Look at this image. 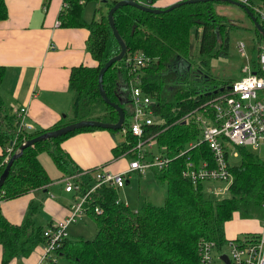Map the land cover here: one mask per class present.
Listing matches in <instances>:
<instances>
[{
    "label": "trees",
    "instance_id": "1",
    "mask_svg": "<svg viewBox=\"0 0 264 264\" xmlns=\"http://www.w3.org/2000/svg\"><path fill=\"white\" fill-rule=\"evenodd\" d=\"M103 1L107 10L115 0ZM212 1L184 2L158 13L129 4L113 10V24L126 49L141 50L151 59L142 69L140 86L152 97L154 119L147 130L156 131V149L170 157L164 166L152 167L156 178L165 183L164 200L162 204L155 205L142 199L133 209L117 198L116 187L97 185L89 194L85 211L95 222L93 236L70 238L65 235L58 247L46 257L45 264H56L60 256L76 264H197V241L200 238L213 240L215 248L225 244L222 225L233 210L242 217H264V207L261 205L264 199V157H259L242 145H233L236 155H231L224 143L223 152L231 174L227 186L229 194L211 199L201 190L202 182L208 179L192 183L181 175L187 155L193 164L201 159L210 163L211 152L207 145L200 142L188 148L184 154L174 156L177 149L186 146L187 141L197 138L198 123L196 125L192 117L183 116L199 107L205 98L218 92L219 87L224 89L230 82L210 83L209 58L224 53L223 43L230 28L225 16L214 10ZM247 1L244 4L252 12V3H264V0ZM64 2L66 5L58 14L59 24L88 27L85 46L97 63L94 66L78 64L70 68V116L50 127L17 130V117L0 96V172L6 161H3V156L8 145L11 146L10 156L23 140L71 121L91 118L114 122L117 119L116 110L100 97L96 80L99 66L119 49L106 13L100 11L97 18L85 23L82 18L84 3L78 0ZM255 16L264 28V22ZM5 17V5L0 0V19ZM253 30L259 42L260 33L254 26ZM190 33L196 39L194 51H190ZM3 69V65H0V81ZM197 71L201 73L199 78L194 75ZM120 75L125 76L122 60H117L104 70L101 81L106 96L121 105L125 123L127 109L122 103L127 101V96L119 95L121 90L116 87ZM94 128L101 127L82 126L23 147L12 160L0 185V199L30 189H47L51 179L37 158L41 151L48 153L63 175L78 173L80 169L61 148L60 142L77 131ZM107 129L111 132L121 130L120 127ZM125 135L117 148L113 147L114 151L117 149L121 152L133 142L128 131ZM229 153L236 156V160H229ZM145 154L150 158V154ZM86 178L76 177L77 181L80 180L81 190L93 182L91 173L88 172ZM35 206V201H29L27 213L20 223L9 221L0 210V264H6L13 256L26 255L37 243H45L43 230L52 228L54 221L45 227L35 224L30 218V211ZM94 206H98L100 211L94 212Z\"/></svg>",
    "mask_w": 264,
    "mask_h": 264
},
{
    "label": "crops",
    "instance_id": "2",
    "mask_svg": "<svg viewBox=\"0 0 264 264\" xmlns=\"http://www.w3.org/2000/svg\"><path fill=\"white\" fill-rule=\"evenodd\" d=\"M83 1L78 0L79 3ZM175 1L178 0H153L151 3L157 7H165ZM62 2L63 0H3L6 17L0 19V65L4 67L0 81V96L7 106L11 104L26 106V120L32 125V129L28 131L44 129L67 119L70 116L71 100V93L68 90L70 68L78 64L94 66L97 63L85 46L89 33L88 27L59 24L58 14L62 8ZM82 18L85 23H88L92 17H84L82 9ZM118 93L121 95L120 91ZM196 112L194 109L183 117H192L196 125L198 123V138L200 124L197 121V115L201 113L198 112L194 115L195 117L191 116ZM121 133L119 138L115 132L107 128H94L77 131L62 139L61 148L80 169L78 173H75L77 176L74 179L76 180V177L87 179L86 174L95 168H103L111 172L125 170L131 158L130 153L125 152L127 148L121 152L117 149L113 150V147L117 148L118 144L125 139V133L122 131ZM196 139L187 141L186 146L181 149L188 148L189 143ZM155 152L160 151L156 149L154 138L151 145L145 146L142 152L143 159H148L145 153ZM201 161L202 159L196 163L199 164ZM153 169L149 166L133 171L139 173L149 171L156 178ZM58 172L54 178L50 177L51 181L47 189H30L19 195L0 199V210L5 218L13 223H20L27 213L29 201L33 200L36 206L31 210L32 212L30 211V218L35 224L45 227L49 225V222L66 217L77 193L64 190L62 177L65 174L63 175L59 169ZM130 172L132 171L124 173L123 184L128 181ZM227 186L228 184L223 185L213 189L212 192L218 194L227 189ZM116 201H118L117 198ZM222 227L226 240L246 235L262 234L264 236V217L257 215L242 217L233 210L230 217L223 221ZM40 243L41 245L35 244L26 255L13 256L6 264H35L41 255L42 242Z\"/></svg>",
    "mask_w": 264,
    "mask_h": 264
},
{
    "label": "built area",
    "instance_id": "3",
    "mask_svg": "<svg viewBox=\"0 0 264 264\" xmlns=\"http://www.w3.org/2000/svg\"><path fill=\"white\" fill-rule=\"evenodd\" d=\"M80 1V0H79ZM248 3L247 0H239ZM66 3L62 2V7ZM253 12L264 22V3L251 4ZM238 49L244 54L243 44L238 43ZM125 76H119L117 87L121 95L127 96L126 121L120 127L123 133L131 135L133 142L125 152L130 153L131 158L123 171L111 172L103 168L90 170L93 178L92 184L81 190L79 181L72 173L64 175V190L77 193L75 200L66 217L55 220L52 228L43 230L45 243L42 245L41 255L35 264H45L44 261L50 253L56 249L60 241L66 235V227L75 221L78 215L85 211L89 200V194L99 184L113 187L121 186L124 173L133 170H142L146 167H162L170 157L164 153L155 152L150 158L143 159L142 152L145 146L154 142L156 131L147 130L153 122V111L151 107L152 97L148 92L141 89L140 75L143 67L150 61V57L141 50H127L120 59ZM241 77L229 82L224 89L211 95L206 102H202L195 108L197 121L200 124V135L189 143L188 148L204 142L211 152L210 163L202 159L199 164H193L186 156V162L181 169V175L188 178L192 183L204 179H221L230 181L231 174L228 170L223 145L229 142L232 145L249 146L251 149L261 153L264 157V39L258 42L257 57L251 65L248 60L242 65ZM11 110L17 117V130H30L32 125L26 120L27 108L24 105H10ZM195 117V116H194ZM186 149H180L175 155L184 154ZM11 146L5 147L3 161L7 160ZM231 155H236L232 150ZM264 207V199L261 203ZM94 212H99L98 206L93 207ZM229 252L226 253L229 264H264V236L262 234L246 235L226 240ZM215 247L214 241L200 238L196 244L197 264H227L219 253L212 252ZM218 261V263L216 262Z\"/></svg>",
    "mask_w": 264,
    "mask_h": 264
},
{
    "label": "rangeland",
    "instance_id": "4",
    "mask_svg": "<svg viewBox=\"0 0 264 264\" xmlns=\"http://www.w3.org/2000/svg\"><path fill=\"white\" fill-rule=\"evenodd\" d=\"M214 10L217 13H221L225 16V21L230 25L228 29L226 39H224L223 49L224 53L211 56L208 61V72L210 75V83L218 84L220 82H228L241 77L242 65L246 60L252 65L257 57L258 38L255 36L253 30V23L241 7L225 2V1H212ZM83 15L86 18H97L100 11L106 13V5L103 0H87L83 5ZM193 27L191 28V32ZM192 44L190 51L195 50L196 39L193 34H189L188 38ZM243 44L244 54H241L238 49V43ZM118 83V80H116ZM118 85L116 84V87ZM210 97V96H209ZM205 98L204 102L210 98ZM203 102V103H204ZM122 106L127 108L128 102L122 103ZM197 112L192 114L194 117ZM115 134L121 138V131L118 130ZM229 151L234 149L233 145L229 142H225ZM248 150L256 153L262 158L261 153L246 146ZM177 149L176 151H178ZM38 158L45 169L49 177L54 178L59 172L54 166L48 153L41 151L38 154ZM229 160H236V156L228 155ZM132 171L127 177L128 181L120 187H116L117 198L120 199L125 205L130 208L137 206L138 202L142 199H146L152 204L160 205L165 196V183L158 178L153 177L149 171ZM226 180H205L202 182V192L205 196L211 199H219L229 194L227 189L220 191L218 194L212 192L213 189L220 188L223 185H227ZM41 194V192L39 191ZM34 201V200H33ZM81 215V214H80ZM78 215L75 222H72L66 227L67 236L75 238L81 236L83 238H90L95 232L94 219L88 213L84 212L83 215ZM41 245V243H37ZM229 252L227 244H223L220 248H213L212 252ZM59 261L56 264H76L73 260H69L64 257H58ZM218 263V261H216Z\"/></svg>",
    "mask_w": 264,
    "mask_h": 264
},
{
    "label": "water",
    "instance_id": "5",
    "mask_svg": "<svg viewBox=\"0 0 264 264\" xmlns=\"http://www.w3.org/2000/svg\"><path fill=\"white\" fill-rule=\"evenodd\" d=\"M194 1H205V0H178L175 1L173 3H170L169 5H166L165 7H157L152 5L151 0H115L112 5H110L107 10H106V18L108 21V24L111 28L112 31V35L115 38L117 44H118V51L117 53L111 55L110 57H108L98 68L97 71V88H98V93L100 95V97L103 99L104 102H106L107 104L111 105L117 112V119L114 122H108V121H103V120H97V119H91V118H81V119H77L75 121H71L69 123L60 125L58 127H55L53 129H48L45 130L37 135H34L30 138H27L25 140H23L17 147L16 151L12 152L11 155L7 158V160L5 161V164L0 172V185L4 179V177L7 174L8 168L12 162V160L18 156L22 150L23 147H25L26 145L31 144L34 141H37L39 139H43V138H47V137H55L57 135H61L64 134L67 131L73 130L75 128H79L82 126H97V127H101V128H119L123 122L124 119V112L122 110V107L119 103L110 100L105 92L104 89L102 87V74L104 72V70L114 61L120 60L125 52V43L123 41V39L121 38V36L119 35V33L117 32L116 28L114 27L113 24V19H112V12L115 8H117L120 5H124V4H129V5H133L135 7H138L140 9L146 10V11H150V12H154V13H158V12H162V11H167L172 7H175L181 3L184 2H194ZM219 1H226L232 4H235L239 7H241V9L247 14V16L251 19L254 27L256 28V30L260 33L261 37L264 38V28L263 26L260 24V22L256 19V16L254 15V13L242 2H240L239 0H219ZM188 63L186 64V67H188ZM228 86V85H226ZM220 89H222V87H219ZM215 91V90H213ZM123 102V101H122ZM219 258H221L225 263L229 264L228 261V257L227 254L225 252H222L221 254H219Z\"/></svg>",
    "mask_w": 264,
    "mask_h": 264
},
{
    "label": "flooded vegetation",
    "instance_id": "6",
    "mask_svg": "<svg viewBox=\"0 0 264 264\" xmlns=\"http://www.w3.org/2000/svg\"><path fill=\"white\" fill-rule=\"evenodd\" d=\"M178 67H180V63L178 64ZM200 74L201 73L199 71H197V72L194 73V75H196L195 77H197V78L200 77ZM204 87H206V85H204Z\"/></svg>",
    "mask_w": 264,
    "mask_h": 264
}]
</instances>
